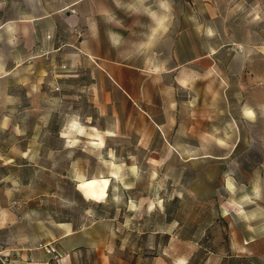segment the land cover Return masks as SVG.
<instances>
[{
    "label": "rangeland",
    "instance_id": "obj_1",
    "mask_svg": "<svg viewBox=\"0 0 264 264\" xmlns=\"http://www.w3.org/2000/svg\"><path fill=\"white\" fill-rule=\"evenodd\" d=\"M208 1L159 6V58L122 59L140 44L90 40L113 58L119 87L77 54L79 29L63 20L76 0H0V124L11 118L0 126V189L18 200L9 212L21 227L38 239L43 226L55 237L61 222L101 223L105 264H264V0H211L213 12ZM92 5L81 12L95 15ZM43 17L59 24L50 59L38 54ZM94 176L110 177L106 198L78 190ZM60 261L54 252L50 264ZM73 264L102 257L79 251Z\"/></svg>",
    "mask_w": 264,
    "mask_h": 264
},
{
    "label": "crops",
    "instance_id": "obj_2",
    "mask_svg": "<svg viewBox=\"0 0 264 264\" xmlns=\"http://www.w3.org/2000/svg\"><path fill=\"white\" fill-rule=\"evenodd\" d=\"M91 1L92 11L95 13L89 17L81 12V7L87 2ZM96 1L102 2V6L98 9L94 4ZM75 13L70 10L65 11L64 22L68 24H75L78 31L81 33V40L76 44L77 54H84L85 56L95 59V64L108 75L115 84L119 87L121 79L113 72V70L105 62L113 61L112 57L103 55L99 50L89 49L87 43L92 40L106 42L111 45L112 36L120 43H139V55H126L122 59H148L147 55H141L149 49L155 50L156 58H159V40L166 32L161 31L160 24L165 23V19L159 21V6L165 10L172 11L173 7L168 4L167 0H76ZM167 3V4H166ZM189 4L187 7L193 10ZM162 9V10H164ZM205 11L213 12L215 7L212 1L209 0L204 8ZM119 12H135L139 13L128 22L125 23L123 18L117 16ZM41 18L40 16H37ZM40 22L42 29V40L47 33H51L54 39L49 43L45 41L44 44L55 45L60 39L59 24L51 17H43ZM97 21V25H89V21ZM169 20V19H168ZM170 22V21H169ZM167 22L166 27L172 26ZM110 24V26L106 25ZM95 27V30H92ZM57 35V36H56ZM57 39V40H56ZM117 46V45H115ZM98 62H97V61ZM129 69L133 66L125 65ZM61 68V65L59 66ZM138 69V67H134ZM141 69V67H139ZM183 79V78H182ZM185 81V79H183ZM176 82H180V77H176ZM180 84V83H179ZM127 87L125 86V89ZM163 111H159V120L157 124L159 129L163 130L165 127L164 114L166 110H171L173 107L164 105ZM168 108V109H167ZM11 123V118L3 116L0 126L5 128ZM18 129V126H17ZM26 151L22 152V156H26ZM12 158L1 162L2 165L9 164ZM0 180H3L1 178ZM0 251L3 254L0 257V264H50L54 252L61 257L60 263L73 264L75 255L79 251L97 250L102 257V264L108 261V234L103 229L101 223H93L83 228H75L71 222L58 223V228L61 230L55 237H52L51 231L47 232L43 226V236L36 238V233L30 229L29 226L21 227L18 221H15L13 214L9 212L13 201L17 199L5 200L3 197V190L0 189ZM18 203V202H17ZM10 235L11 239H5V235ZM47 247H52L54 252L47 251ZM3 257V258H2Z\"/></svg>",
    "mask_w": 264,
    "mask_h": 264
},
{
    "label": "bare ground",
    "instance_id": "obj_3",
    "mask_svg": "<svg viewBox=\"0 0 264 264\" xmlns=\"http://www.w3.org/2000/svg\"><path fill=\"white\" fill-rule=\"evenodd\" d=\"M249 112L253 113L250 110ZM109 185H110V177L94 176V177L85 178V179L80 180L77 184V188L78 190L82 192L84 197L89 198V199H94V200H100L108 196Z\"/></svg>",
    "mask_w": 264,
    "mask_h": 264
},
{
    "label": "built area",
    "instance_id": "obj_4",
    "mask_svg": "<svg viewBox=\"0 0 264 264\" xmlns=\"http://www.w3.org/2000/svg\"><path fill=\"white\" fill-rule=\"evenodd\" d=\"M70 12L71 13H75V9L72 8L70 9ZM77 33V36L80 37L81 36V33L79 31H76ZM44 39L49 43L50 41H52L54 39V36L51 34V33H47L45 36H44ZM37 41H39V39H37ZM58 42H60V45L57 46V48L54 47V45H49V44H44V45H40L39 49H38V54L39 56H44L45 59H50L51 58V54L60 49V46L62 45L61 43V40H58ZM61 68L62 69H65L66 68V65L65 64H62L61 65ZM59 86L56 85L54 87V90H59ZM17 204L16 201H13L12 203V206H15ZM47 251H51V252H54V249L52 247H47Z\"/></svg>",
    "mask_w": 264,
    "mask_h": 264
}]
</instances>
